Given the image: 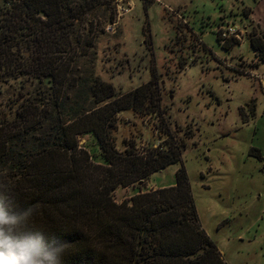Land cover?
Instances as JSON below:
<instances>
[{
	"label": "trees",
	"instance_id": "trees-1",
	"mask_svg": "<svg viewBox=\"0 0 264 264\" xmlns=\"http://www.w3.org/2000/svg\"><path fill=\"white\" fill-rule=\"evenodd\" d=\"M7 1L0 10V75L30 70L50 92L49 103L43 96L19 98L11 117L0 116V215L10 221L0 225V250L37 241L41 257H53L45 264H227L200 223L181 160L186 142L167 138L144 152L133 141L116 147L120 112H162L153 79L126 92L99 77L71 91L54 86L64 78L57 61L65 50L57 36L62 27L97 6L110 8L113 0ZM250 40L264 60V33ZM22 47L34 50L32 63ZM84 135L90 142L80 145ZM178 163L173 185L114 199L118 187Z\"/></svg>",
	"mask_w": 264,
	"mask_h": 264
},
{
	"label": "rangeland",
	"instance_id": "rangeland-1",
	"mask_svg": "<svg viewBox=\"0 0 264 264\" xmlns=\"http://www.w3.org/2000/svg\"><path fill=\"white\" fill-rule=\"evenodd\" d=\"M4 4L0 0V10ZM110 6L62 27L57 36L68 44L60 42L65 50L57 61L64 78L54 86L71 91L99 77L126 92L153 79L162 112H120L116 147L133 141L144 152L167 138L185 141L181 160L202 228L227 264H264V60L250 40L264 33V0H113ZM229 23L237 28L234 35L218 39V27ZM19 50L32 63V47ZM29 72L0 75L4 119L19 98L43 96L49 103L50 88ZM46 72L42 66L40 73ZM78 140L84 145L90 136ZM179 166L120 186L113 197L121 202L138 190L171 186Z\"/></svg>",
	"mask_w": 264,
	"mask_h": 264
},
{
	"label": "clouds",
	"instance_id": "clouds-1",
	"mask_svg": "<svg viewBox=\"0 0 264 264\" xmlns=\"http://www.w3.org/2000/svg\"><path fill=\"white\" fill-rule=\"evenodd\" d=\"M9 222L0 215V225ZM3 244L4 241H0V245ZM62 248L63 246L57 250L60 251ZM6 249L0 250V264H45V261H52L53 259L49 253H43L41 257V249L37 241L20 242L15 246L8 243Z\"/></svg>",
	"mask_w": 264,
	"mask_h": 264
},
{
	"label": "built area",
	"instance_id": "built-area-1",
	"mask_svg": "<svg viewBox=\"0 0 264 264\" xmlns=\"http://www.w3.org/2000/svg\"><path fill=\"white\" fill-rule=\"evenodd\" d=\"M10 2H11V0L7 1V5H9ZM119 6H122V5H119ZM119 9H121L124 12H129V8L124 9L123 7H119ZM114 24H115V22H111L108 25V28L111 29ZM218 30L221 32V37L222 38H227V37H230L229 35H234V33L236 32L237 28L235 26H233L232 24L229 23V24H226L224 26H219L218 27Z\"/></svg>",
	"mask_w": 264,
	"mask_h": 264
}]
</instances>
